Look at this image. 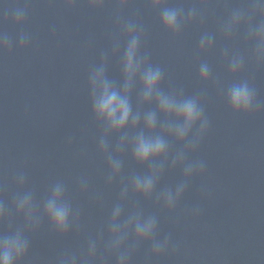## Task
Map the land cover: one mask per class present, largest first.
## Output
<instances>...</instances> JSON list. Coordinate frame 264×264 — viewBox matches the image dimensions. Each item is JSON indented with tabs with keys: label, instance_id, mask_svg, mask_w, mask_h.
<instances>
[{
	"label": "water",
	"instance_id": "water-1",
	"mask_svg": "<svg viewBox=\"0 0 264 264\" xmlns=\"http://www.w3.org/2000/svg\"><path fill=\"white\" fill-rule=\"evenodd\" d=\"M6 3L10 14L12 0ZM195 3L168 0L169 7L183 5L185 11ZM243 3L208 0L203 23L186 25L179 36L163 29L159 10L149 0H131L124 9H118L114 0H105L100 9L91 8L87 0H75L71 7L65 0H27L22 28L10 18L4 23L0 15V32L13 41L21 31L30 36L26 48L14 43L11 52H0V198L10 207L12 195L19 190L15 177L23 172L25 188H34L38 200L52 184L62 181L66 197L80 213L79 225L66 236L42 220L29 235L24 264H56L64 253L82 254L89 237L102 230L106 234L122 185L132 173L146 170L124 153L121 175L109 185L107 163L97 150L100 128L91 113L87 78L101 52L109 51L118 35L117 13L142 25V52L163 69L164 89H183L186 96L203 93L209 120L207 134L189 157L204 160L205 172L190 181L173 211L157 205L154 198L129 193L125 213L139 208L145 215H155L156 239L169 237L167 251L159 256L152 254L150 243L140 244L131 264H264V66L250 59L252 45L245 43L243 30L229 41L218 27L232 7ZM205 32L214 35V46L199 53V39ZM225 48L246 57L244 69L236 76L229 74L222 59ZM202 62L212 70L207 83L199 79ZM108 74L119 79L118 58H110ZM241 80L250 83L260 105L249 115L233 113L224 98L226 88ZM115 142L112 137L111 143ZM172 147L180 146L173 143ZM82 178L88 182L84 193L79 186ZM181 178V169L166 168L157 191ZM20 222L14 218V225ZM7 227L0 226V231ZM103 264H115V258Z\"/></svg>",
	"mask_w": 264,
	"mask_h": 264
},
{
	"label": "clouds",
	"instance_id": "clouds-1",
	"mask_svg": "<svg viewBox=\"0 0 264 264\" xmlns=\"http://www.w3.org/2000/svg\"><path fill=\"white\" fill-rule=\"evenodd\" d=\"M94 9L103 7L105 0H87ZM11 13L6 0H0L2 19L17 27H23L27 18V0H12ZM71 7L75 0H65ZM118 9L128 7L131 0H114ZM153 9L159 10V22L173 36H179L186 25L203 23L208 0H196L187 11L183 5L168 6V0H149ZM24 5L21 7V5ZM227 6V5H226ZM115 23L118 35L114 36L109 51H102L99 63L88 73L87 86L92 116L100 128L97 150L104 157L110 185L120 177L123 161L128 153L136 165L146 169L132 173L121 187L119 199L111 209L106 222V234L102 230L89 237L85 251L76 255L64 253L56 264H96L101 253L100 264L114 257L115 264H131L135 249L142 243L151 244L152 254L159 256L167 251L169 237L156 239L158 219L145 215L139 208L125 213V201L129 193L144 199L154 198L169 212L173 211L185 195L190 181L202 176L206 164L202 159H189L194 154L209 130V120L202 104L203 93L186 96L183 89L165 90L163 69L151 63L149 54L142 52L144 30L135 18L124 19L117 13ZM219 33L225 40L234 39L243 30V39L251 44L250 59L264 66V0H245L232 7L229 14L219 23ZM214 35L200 36L198 52H210L214 46ZM30 36L23 31L13 41L6 32H0V52H11L15 43L24 49ZM222 59L228 72L238 75L245 66V55L225 48ZM119 59V79L108 74L109 60ZM199 79L207 83L212 79V70L207 62L199 65ZM218 83V82H217ZM134 97V101H133ZM224 98L235 114L249 115L258 110L256 93L247 80L232 83L224 91ZM115 137V144L111 138ZM71 142V141H69ZM179 145L173 150L172 145ZM181 169L182 178L174 186L157 191L165 169ZM18 191L11 197L9 207L0 198V264H24L30 249L29 235L36 232L42 220L60 236H66L79 225L80 213L66 197V186L62 181L52 184L41 200L34 188H25L26 176L20 172L15 177ZM88 182L80 179L81 193L87 191ZM3 186L0 185V191ZM193 210V214L198 213ZM14 218L21 222L14 225Z\"/></svg>",
	"mask_w": 264,
	"mask_h": 264
}]
</instances>
